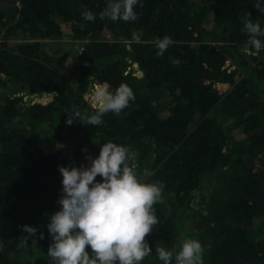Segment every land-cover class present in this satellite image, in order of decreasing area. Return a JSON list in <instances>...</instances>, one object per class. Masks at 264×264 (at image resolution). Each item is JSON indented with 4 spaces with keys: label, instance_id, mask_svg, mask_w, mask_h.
Listing matches in <instances>:
<instances>
[{
    "label": "trees",
    "instance_id": "obj_1",
    "mask_svg": "<svg viewBox=\"0 0 264 264\" xmlns=\"http://www.w3.org/2000/svg\"><path fill=\"white\" fill-rule=\"evenodd\" d=\"M112 2L18 0L0 9V264H50L59 166H88L109 141L137 154L130 163L140 178L164 184L159 222L146 237L152 253L141 264H163L157 246L179 251L182 218L192 211L200 214L197 230L183 238L201 242L204 264H264V51L246 54L242 31L247 12L264 29L254 6L264 0H140L130 22L107 16ZM84 11L96 19L85 20ZM64 22L85 56L73 74L55 65L45 44L65 35ZM137 31L140 43L132 39ZM17 32L20 39L12 38ZM164 36L174 43L157 56ZM96 83L110 91L126 84L135 100L98 126L79 118L69 125L73 107L93 112ZM30 93L49 99L27 100ZM48 131L70 146L71 163L62 150L43 147ZM23 225L37 229L26 243Z\"/></svg>",
    "mask_w": 264,
    "mask_h": 264
},
{
    "label": "clouds",
    "instance_id": "obj_2",
    "mask_svg": "<svg viewBox=\"0 0 264 264\" xmlns=\"http://www.w3.org/2000/svg\"><path fill=\"white\" fill-rule=\"evenodd\" d=\"M139 2L116 0L108 5L107 16L112 21H135L138 16L134 8ZM254 6L264 14V7ZM82 16L87 21L96 19L91 11H84ZM242 22V31L249 35L248 42L253 48L264 47L258 39L264 36L260 23L254 22L249 12L242 17ZM132 39L140 43L141 33L133 32ZM155 43L157 56H160L174 41L164 36ZM109 87L107 83H96L89 97L93 112L82 113L73 107L66 122L70 125L79 118L84 124L98 126L105 114L119 115L135 100L128 85L121 84L115 91H110ZM136 155L129 147L109 141L100 145L97 157H88V166H59L63 195L57 201L60 209L50 216L47 225L52 237L47 250L50 264H141L151 255L146 237L159 222L155 205L163 202L164 184L147 182L138 176L130 163ZM98 175L102 181L96 180ZM21 227L28 233L25 243L37 234L33 226ZM155 252L163 264H173V261L175 264H204V249L196 238L183 239L178 252L163 246H157Z\"/></svg>",
    "mask_w": 264,
    "mask_h": 264
},
{
    "label": "rangeland",
    "instance_id": "obj_3",
    "mask_svg": "<svg viewBox=\"0 0 264 264\" xmlns=\"http://www.w3.org/2000/svg\"><path fill=\"white\" fill-rule=\"evenodd\" d=\"M15 2V3H14ZM18 0H0V9L4 8L5 10H9V8L17 6ZM114 3V2H112ZM64 28H65V35L61 38H54V39H48L46 40V48L48 49L49 53L51 54L53 61L56 66L61 68L62 70L69 72L71 74L74 73V67L75 63L77 61H83L85 56L83 54L82 48L79 44L78 41L74 40L70 35H71V29H70V24L69 22H64ZM1 36L3 33V29L0 31ZM103 35L106 37H110L109 31L105 30L103 32ZM12 38H17L20 39L21 35L17 32ZM246 73V71H245ZM4 77V74L0 72V78ZM11 86V85H10ZM92 86L90 85V90H89V95L92 90ZM27 96V100L29 99H35V98H45L49 99V95L44 94L42 96H39L35 93H30ZM264 97V93H263ZM234 135L238 139L242 137V131L239 128H236L234 130ZM42 145L46 149H54V150H62L63 155L68 158L69 163L72 162L73 160V155L71 148L68 144L65 142H59V140L54 137L49 131L48 132H43V137H42ZM87 164H90V160H88ZM215 178L213 177L210 185L211 187L215 185ZM209 192V190H207ZM193 205L195 208H198L200 206L199 203V195L198 192L196 194V197L193 200ZM183 223H182V234L180 237V243L184 239L185 233L190 229L191 231H196L197 229L195 228V221L197 218L200 217V214H197L192 211V213H184ZM197 233V232H196ZM198 234V233H197Z\"/></svg>",
    "mask_w": 264,
    "mask_h": 264
},
{
    "label": "built area",
    "instance_id": "obj_4",
    "mask_svg": "<svg viewBox=\"0 0 264 264\" xmlns=\"http://www.w3.org/2000/svg\"><path fill=\"white\" fill-rule=\"evenodd\" d=\"M262 43H264V41H262ZM243 49H244L246 54L252 55V56L253 55H259L262 51H264V47H262L259 50H256L255 48H253V46L248 41H246L244 43Z\"/></svg>",
    "mask_w": 264,
    "mask_h": 264
},
{
    "label": "water",
    "instance_id": "obj_5",
    "mask_svg": "<svg viewBox=\"0 0 264 264\" xmlns=\"http://www.w3.org/2000/svg\"><path fill=\"white\" fill-rule=\"evenodd\" d=\"M25 98H27V96H25ZM36 100H38V98H35L33 101H36Z\"/></svg>",
    "mask_w": 264,
    "mask_h": 264
}]
</instances>
